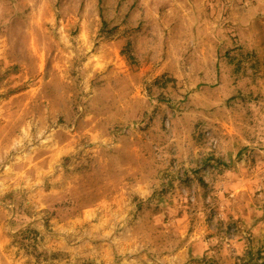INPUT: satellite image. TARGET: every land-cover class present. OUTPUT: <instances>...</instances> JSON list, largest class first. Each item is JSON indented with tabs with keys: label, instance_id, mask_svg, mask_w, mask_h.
Listing matches in <instances>:
<instances>
[{
	"label": "rangeland",
	"instance_id": "obj_1",
	"mask_svg": "<svg viewBox=\"0 0 264 264\" xmlns=\"http://www.w3.org/2000/svg\"><path fill=\"white\" fill-rule=\"evenodd\" d=\"M0 264H264V0H0Z\"/></svg>",
	"mask_w": 264,
	"mask_h": 264
}]
</instances>
